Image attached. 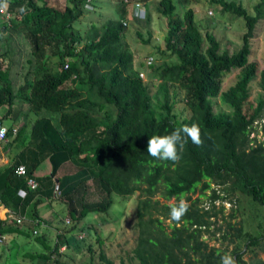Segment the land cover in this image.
Masks as SVG:
<instances>
[{
  "label": "trees",
  "instance_id": "16d2710c",
  "mask_svg": "<svg viewBox=\"0 0 264 264\" xmlns=\"http://www.w3.org/2000/svg\"><path fill=\"white\" fill-rule=\"evenodd\" d=\"M211 1L245 21L246 31L236 52H221L216 36L210 31L202 33L192 8L178 16L172 0H159L155 6L156 13L168 18L165 47L155 46L164 60L160 64L145 62L150 67L149 76L160 80L163 111L157 115L148 84L140 76L142 70L135 68L134 56L123 43L122 36L129 27L123 23L128 9L123 0L117 1V18L109 19L101 27L91 23L89 29L74 23L86 12L95 11L93 0H66L63 9L50 6L45 0H0V7L9 12L0 14V33L7 31V38L16 35L22 45L30 42L21 63L23 73L12 75L10 65L4 67V59L14 47H8L7 39L0 40L4 45L0 47V108L4 109L0 118L12 121L9 128L19 122L17 135L30 126L28 149L0 173L5 178L1 181L14 194L19 188L25 190L24 197H17L15 202L22 210L36 197L35 207L41 198L50 200L56 196L65 199L67 213L73 220L72 226L63 219L59 221L64 229L52 246L43 235H36L35 239L44 246L36 257L28 256L32 260L37 258L36 264H69L61 259L62 244L74 252L85 245L91 251L92 227L78 225L79 221L90 213L108 211L113 195L125 197L137 191L134 264H219L220 256L228 252L208 245L203 232H208L210 218L223 209L222 205L215 209L213 201L231 200L228 196L236 193L246 198L254 217L259 215V208L263 210L258 227L264 228V143L250 137L253 122L264 113V66L260 68L258 61L250 59L249 43L256 23L264 18V0H258L254 9H246L240 0ZM149 12L142 25L150 24ZM135 32L141 42L150 41V30L148 39L138 28ZM259 56L264 62V50H260ZM9 58L11 63L12 55ZM233 68L239 69L237 78L223 89L221 76ZM20 78L23 82L15 89V81ZM257 78L262 93L253 102L249 88ZM177 93L182 94L189 111L187 116L172 112ZM219 95L229 110L214 108V98ZM192 123L199 125L203 143L196 146L189 140L178 163L147 155L150 136L165 135ZM29 151L34 154L27 158ZM45 160L50 164L49 173L36 176L37 167ZM65 162H73L77 169L76 174L64 180L56 173ZM20 164L26 168L24 175L15 172ZM28 177L36 181V188L27 185ZM89 180L98 199L86 198ZM212 183L225 194L220 195L211 187ZM209 188V207L200 206L198 199L191 200L190 193L197 189L203 193ZM156 193L164 200L174 197L175 202L160 203L153 199ZM181 197L186 198L189 209L181 221L175 222L169 215L170 206ZM237 205L238 210L245 208L240 198ZM164 218L170 222L164 224ZM23 224L10 226L29 233L30 230H23ZM4 229L0 223L2 233ZM78 229L86 234L78 237ZM233 236L237 242L230 254L240 264V244L246 241L245 247H249L257 244L260 237L242 227ZM3 244L0 242V246ZM99 257L104 264H113L103 251ZM91 260L80 264H93Z\"/></svg>",
  "mask_w": 264,
  "mask_h": 264
},
{
  "label": "rangeland",
  "instance_id": "374dc122",
  "mask_svg": "<svg viewBox=\"0 0 264 264\" xmlns=\"http://www.w3.org/2000/svg\"><path fill=\"white\" fill-rule=\"evenodd\" d=\"M119 0H93L94 2V10L86 12L78 21L74 23V26L80 25L82 29H89V25L91 23H95L98 25L97 27H101L106 23L109 19H115L118 17L119 13L116 11L118 8ZM159 0H147L146 7L147 13L150 10L151 22L147 25H142L144 20H137L131 15L133 13L131 3H128L127 9V18L125 19L129 25V27L124 32L122 39L123 43L128 46V50L134 56V64L135 68L138 67L142 70L140 76L142 79L148 84V92L151 96V103L153 105V109L155 113L158 115L163 109L160 108L162 93L159 90V82L160 80L156 77L151 78L149 76L150 67L145 64L146 58L148 56H152L154 59V63L160 64L164 60L163 57L157 54L156 47L160 49H164V36L167 32L168 26V18L167 16H162L160 13L155 12V6L157 5ZM175 4L174 13L178 16H181L184 11L188 8H192L194 11V16L196 23L202 30L204 34L205 31H210L213 33L218 41L220 42L221 52L227 51L228 53L236 52L241 44H242V35L246 31L245 21L242 17L233 14L230 11H223L219 4L211 0H172ZM242 5L247 8L254 9V5L258 0H240ZM48 5L63 9L66 0H45ZM88 9H92L91 5L85 6ZM211 12V14H209ZM251 12H254L252 10ZM142 33L144 39H148V31L150 30V41L148 43H143L136 36L135 29H137ZM1 39H7L8 47H14V49L9 53L8 56L4 59V67H9V71L12 75L21 74L24 71L23 66L21 65L24 62V57L27 56L26 52L29 50L26 47H30V42L27 40L23 45L16 35L7 38L8 32H1ZM13 41V42H12ZM251 44V53L250 59L258 61L259 67L264 66V62L262 57L259 56L260 50H264V18L259 19L256 23L254 29V35L250 38ZM3 42L0 41V47L2 49ZM13 57L12 62L10 63L9 56ZM166 59L167 56H165ZM19 58V60H18ZM56 59V58H53ZM50 61L53 62L52 59ZM143 61L144 64L140 65L139 62ZM51 65V64H50ZM52 68V66H51ZM42 72V70H39ZM239 73V69L233 68L229 72L224 73L221 76V87L226 89L232 83L235 82L237 75ZM40 74V73H39ZM30 76H32L30 74ZM21 79V78H20ZM22 80V79H21ZM258 78L254 79L250 83V100L253 102L257 101V97L262 93L261 88L258 84ZM22 81H15V89L20 85ZM172 96V91H171ZM175 104L173 105L172 112L178 113L179 117L187 116L189 111L182 101V94L177 93L174 97ZM214 108L216 110H229V107L221 100L220 95L214 98ZM20 106H24L19 103ZM3 108H0V117L3 112ZM2 125L5 127H9L12 124L10 119H1ZM19 123V122H18ZM16 122V124H18ZM254 129L250 133V137H255L258 142L264 143V113L261 118L256 119L253 122ZM28 135L27 131L20 132L19 135H13L17 137V141L12 143L13 153L17 152L19 147L21 149L17 152L16 159L17 161L20 155V151L26 150L27 144L22 145L19 138L25 137ZM26 141V140H25ZM23 141V142H25ZM22 154V153H21ZM26 157L28 158V153H26ZM13 162V163H14ZM47 163L48 161L45 160ZM13 163L7 165L10 166ZM2 170V169H1ZM0 170V172H2ZM62 170L67 172L65 167H62ZM67 173H71L68 171ZM89 184V190L86 194L87 199H98V193L93 189L92 181L87 182ZM212 188L217 189V192L220 195L225 194L220 186L212 183ZM211 189L204 190L201 193L200 189H197L194 193H190V198L198 199V203L200 206L205 208L209 207L211 204L210 195ZM139 197V191L131 196H119L113 195V204L108 209V211L101 213H90L86 218L79 221L78 225L84 224V226H90V242L92 243V250L89 251L88 247L85 245L80 248L79 251L74 252L72 249H66L65 245L62 244L59 250L63 251L61 259L63 261H67L69 264H80L91 261L93 264H104L103 260L100 259L99 255L101 251L104 252L106 258L112 261L113 264H134L135 260L132 257V249L136 242V237L138 235V230H135L133 227L136 221V199ZM229 199H215L213 201L215 205V209H218L220 205H222L223 209L221 213H218L216 216H212L210 218L211 224L209 226L208 232H203V238L208 242V245L218 247L221 250L225 249L228 253H230L235 245H236V237L233 236V233L236 232L238 227H242L243 230L252 232L255 235H259V242L257 244H252L249 247H245V242L240 244L242 247V261L240 264H255L261 263L264 264V228L261 230L258 227V219L262 218L263 210L259 208V215L254 217V214H251L250 209L248 208V204L246 202V198L236 193L234 195H229ZM186 200L185 197H181ZM180 198V199H181ZM240 198V204L245 207L238 210L237 208V200ZM153 199H159L160 203H174L175 198L172 197L169 200H164L159 193H156L153 196ZM51 204V206H50ZM48 206L43 205L40 209V212L45 217L60 218L64 216L67 205L65 202H62L58 199L53 198L50 201ZM65 206V207H64ZM45 208L48 209V212H45ZM50 208H52L50 210ZM261 209V210H260ZM54 211V212H53ZM257 214L256 209L254 210ZM67 214V218L69 219V225L72 226L73 220ZM162 218V216H160ZM170 219H163L164 224H168ZM231 224L232 227L229 226ZM264 225V224H263ZM219 228V229H218ZM64 229V228H63ZM169 230V228L167 227ZM62 230L58 229L60 232ZM1 232V231H0ZM2 233V232H1ZM3 234V233H2ZM71 233H69L70 235ZM78 237H82L86 234L83 230L76 231ZM226 237L223 238L222 236ZM4 236V235H3ZM29 237H32L27 241L22 242L20 240L14 241L13 237H8L5 240V244L3 245L5 249L0 248V252L2 253V258L0 259V264H36L37 258L31 259L30 257L20 258V254L37 256L41 250L42 246L39 244H35L33 242V234H30ZM56 239V236H55ZM100 239L101 242L98 240ZM233 239V240H232ZM54 241V240H52ZM49 243V241H48ZM53 242H50L51 245ZM17 244H20L18 246ZM52 246V245H51ZM36 250V251H35ZM91 257V258H90ZM23 261H21V260Z\"/></svg>",
  "mask_w": 264,
  "mask_h": 264
},
{
  "label": "crops",
  "instance_id": "0c3cea01",
  "mask_svg": "<svg viewBox=\"0 0 264 264\" xmlns=\"http://www.w3.org/2000/svg\"><path fill=\"white\" fill-rule=\"evenodd\" d=\"M20 81H22V80L20 79ZM29 116L33 118V115L29 114ZM25 131L28 132V135H25V137L19 138L22 145L27 144L29 139H30V126H28ZM16 136H17V134H16ZM16 136L13 137V135H10L8 137L7 142L6 141H4V142L0 141V170L2 169L1 171L6 170L7 165L14 162V160L16 159V156H17V152L21 149V147H19V149L17 150V152L14 155L12 143L17 141ZM23 141H25V142H23ZM27 149H28V146H26V150ZM21 153L22 152L20 151V154ZM31 154H34V153L32 151H29L28 156ZM20 165H23V164H20ZM62 167H65L66 171L67 172L70 171L71 173H67V172L63 171ZM76 169H77V167L73 162H65L64 164H62L59 167V169L56 173V176L61 177L62 179L65 180L68 176L76 174ZM49 171H50V164L48 162L47 163L43 162L37 167V171H36L37 175L36 176L46 175L47 173H49ZM3 179H5L4 175L0 174V199H1L0 223L5 227V229H4L5 232H3L4 241H2V244L5 242L6 238H8V237H10V238L13 237L15 242H16V240H20L21 242H22V240L23 241H27V240L30 241V239L32 238V237H29L30 231H31V234H33L32 233L33 230L37 231V233L35 235L33 234V242L35 244L41 245L42 250L44 249V246L39 240L35 239L36 235H43V237L46 239L47 243H48V241L54 243L55 240L58 239V237H57V234L59 233L58 228L61 229V224L59 221L67 218L66 213L68 212V210L66 209L64 216H61L60 218H58V217L51 218L50 216L45 217L40 212V209L43 205L48 206L50 204V201L53 198H51L50 200L47 198H41L39 204L35 207L34 202L36 201V199H38V197L34 198L31 201V203H29V205L26 206V208L24 210H22V208H23L22 206H15L16 205L15 202L17 200V197H19V199L24 197V196H21L18 194V190L22 189V188H19L17 190V192L14 194L12 192V188H8L6 185H3V181H1ZM55 185H56V182H55ZM54 198L60 200L59 198H56V196H54ZM60 201L64 202L65 199H61ZM50 206H51V204H50ZM51 209L52 208H50V210ZM15 212H16V214H21L24 217V221H23L24 224L22 223L24 225L23 230L28 229V230H30L29 233L28 232L26 233L25 231L19 232L18 230H16V228L14 226H10V224L14 223V220L11 217V215H12V213H15ZM45 212H48L47 208H45ZM35 213L38 214V216H34ZM37 218L40 219L39 223H35V220ZM62 229H63V227H62ZM55 236H56V239H55ZM52 240H54V241H52ZM17 245L20 246V244H17ZM0 247H1V249L2 248L5 249L4 246H2V245ZM19 256H20V258H23V257L28 258V255L25 256L24 254H20ZM21 261H23V260H21Z\"/></svg>",
  "mask_w": 264,
  "mask_h": 264
},
{
  "label": "clouds",
  "instance_id": "9594fccd",
  "mask_svg": "<svg viewBox=\"0 0 264 264\" xmlns=\"http://www.w3.org/2000/svg\"><path fill=\"white\" fill-rule=\"evenodd\" d=\"M137 1H140V3L142 4L141 7L144 10V12H142V15L137 12V9L135 7V2ZM123 2L127 3V5L128 3H131L133 10V13L131 12V15L134 18H136L137 20H144L146 18L147 1L123 0ZM0 9H3L2 12L0 11V14L9 15V12H6L3 7H0ZM2 17L3 16L0 15V18ZM189 140L196 146H200L203 143L201 137V129L196 123H192L191 125H182L181 127L175 128L170 133L165 135L150 136L147 140V155L157 160L178 163L181 159L182 150L184 149L185 145L188 143ZM56 189H58V187ZM188 209L189 204L187 203V201L183 198L179 199V202L177 204L170 206L169 215L171 220L175 222L181 221V219L186 215ZM219 264H238V262L236 258L230 253H224L222 256H220Z\"/></svg>",
  "mask_w": 264,
  "mask_h": 264
},
{
  "label": "built area",
  "instance_id": "2783aa9c",
  "mask_svg": "<svg viewBox=\"0 0 264 264\" xmlns=\"http://www.w3.org/2000/svg\"><path fill=\"white\" fill-rule=\"evenodd\" d=\"M141 6H142V4L140 3V1L135 2V7H136V9H137V12H139L140 15H142V12H144V10L142 9ZM0 11L2 12L3 9H0ZM209 13H211V12H209ZM123 23H124L125 25H127V22H126V21H124ZM152 62H153V58H152L151 56H148V57L146 58V64L150 65ZM19 124H20V123H18V124L15 123V124H13V125L11 126V128H9V127H5L4 125H2V123H1V118H0V141H3V142H4V141H6V142L8 141V137H9V135H8V130H9V129L11 130V135H16V134H18ZM15 172H16L18 175H24V174L26 173V168H25L24 165H19V166L16 168ZM26 183H27V185H28L30 188H36V187H37V183H36V181H35L33 178L28 177ZM25 193H26V192H25V190H23V189H19V190H18V194L21 195V196H24ZM56 193H57L58 195H60L59 190H57ZM0 204H1V199H0ZM11 217L13 218L14 223H17V224H22L23 221H24V217H23L21 214H16V212H15V213H12ZM64 221H65L66 223H69V219H68V218H65ZM35 223H38V219L35 220ZM32 233L35 235V234L37 233V231H36V230H33ZM3 238H4V236H3V234L0 232V242L3 241Z\"/></svg>",
  "mask_w": 264,
  "mask_h": 264
},
{
  "label": "water",
  "instance_id": "95a60500",
  "mask_svg": "<svg viewBox=\"0 0 264 264\" xmlns=\"http://www.w3.org/2000/svg\"><path fill=\"white\" fill-rule=\"evenodd\" d=\"M55 182H56L55 188H57L58 187L57 186V183H58V179L57 178H55Z\"/></svg>",
  "mask_w": 264,
  "mask_h": 264
}]
</instances>
